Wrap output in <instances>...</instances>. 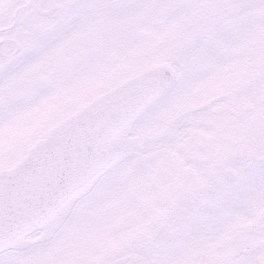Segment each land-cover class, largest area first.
Listing matches in <instances>:
<instances>
[{
	"label": "snow or ice",
	"instance_id": "obj_1",
	"mask_svg": "<svg viewBox=\"0 0 264 264\" xmlns=\"http://www.w3.org/2000/svg\"><path fill=\"white\" fill-rule=\"evenodd\" d=\"M0 264H264V0H0Z\"/></svg>",
	"mask_w": 264,
	"mask_h": 264
}]
</instances>
